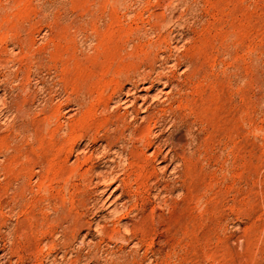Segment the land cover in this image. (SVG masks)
<instances>
[{"label": "rangeland", "instance_id": "rangeland-1", "mask_svg": "<svg viewBox=\"0 0 264 264\" xmlns=\"http://www.w3.org/2000/svg\"><path fill=\"white\" fill-rule=\"evenodd\" d=\"M5 136L0 264H264V0H0Z\"/></svg>", "mask_w": 264, "mask_h": 264}, {"label": "bare ground", "instance_id": "bare-ground-1", "mask_svg": "<svg viewBox=\"0 0 264 264\" xmlns=\"http://www.w3.org/2000/svg\"><path fill=\"white\" fill-rule=\"evenodd\" d=\"M116 13V12H115ZM166 22V21H165ZM60 26V25H59ZM62 27V26H61ZM60 27V28H61ZM48 29V28H47ZM67 38V37H66ZM99 39V38H98ZM55 46V45H54ZM51 48V47H50ZM51 54V53H50ZM72 54V53H71ZM67 55V54H66ZM51 56V55H50ZM66 58V57H65ZM68 59V58H67ZM71 59V58H70ZM98 59V58H97ZM72 61V60H71ZM74 61V60H73ZM84 63V62H83ZM54 64V63H53ZM62 64V63H61ZM66 66V65H65ZM71 67H73V66H71ZM89 67V66H88ZM89 69V68H88ZM62 70V69H61ZM70 72V71H69ZM97 72V71H96ZM67 73V72H66ZM30 75V74H29ZM198 75V74H197ZM57 77V76H56ZM57 82V81H56ZM82 82V81H81ZM155 82V81H154ZM86 83V82H85ZM200 83V82H199ZM204 86V85H203ZM204 88V87H203ZM28 89V88H27ZM65 89V88H64ZM91 89V88H90ZM71 90V89H70ZM29 92V91H28ZM187 92V91H186ZM90 93H91V91H90ZM105 95V94H104ZM192 96V95H191ZM93 97V96H92ZM53 99V98H52ZM207 99V98H206ZM98 102V101H97ZM186 102V101H185ZM211 102V101H210ZM87 103V102H86ZM15 104V103H14ZM26 104V103H25ZM102 104V103H101ZM16 106V105H15ZM55 106V105H54ZM85 106V105H84ZM88 108V107H87ZM186 109V108H185ZM57 110V109H56ZM181 110V109H180ZM207 110V109H206ZM205 110V111H206ZM194 111V110H193ZM202 111V110H201ZM211 111V110H210ZM107 112V111H106ZM77 113V112H76ZM207 114V113H206ZM199 115H201V114H199ZM59 116V115H58ZM199 117V116H198ZM47 118V117H46ZM184 118V117H183ZM58 120V119H57ZM47 121V120H46ZM28 122V121H27ZM35 123V122H34ZM134 123V122H133ZM215 123V122H214ZM49 124V123H48ZM122 124V123H121ZM38 125V124H37ZM124 125V124H123ZM213 125V124H212ZM14 127V126H13ZM35 128V127H34ZM217 129V128H216ZM38 130V129H37ZM44 130V129H43ZM142 130V129H141ZM89 131V130H88ZM38 132V131H37ZM57 132V131H56ZM97 132V131H96ZM118 134V133H117ZM213 134V133H212ZM23 135V134H22ZM88 135V134H87ZM91 135V134H90ZM142 135V134H141ZM16 136V135H15ZM111 136V135H110ZM62 137V136H61ZM151 137V136H150ZM175 137V136H174ZM142 138V137H141ZM144 138V137H143ZM159 138V137H158ZM213 138V137H212ZM20 139V138H19ZM121 139V138H120ZM10 139H9V137H0V148H1V150H2V152L4 153V157H5V161L6 162H4V163H6V169H5V173H6V171L8 172V170L10 169V149H11V147H10ZM38 141V140H37ZM72 141V140H71ZM131 141V140H130ZM154 141V140H153ZM194 141V140H193ZM144 142V141H143ZM60 143V142H59ZM120 143V142H119ZM125 144V143H124ZM201 145V144H200ZM37 147V146H36ZM66 147V146H65ZM147 148V147H146ZM163 149V148H162ZM15 152V151H14ZM34 152V151H33ZM88 152V151H87ZM26 153V152H25ZM14 154V153H13ZM37 154V153H36ZM122 154V153H121ZM38 156V155H37ZM30 157V156H29ZM97 158V157H96ZM119 158H121V157H119ZM184 159V158H183ZM202 159V158H201ZM122 160V159H121ZM20 161V160H19ZM120 161V160H119ZM126 163V162H125ZM185 164V163H184ZM5 165V164H4ZM29 165V164H28ZM130 165V164H129ZM93 166V165H92ZM196 167V166H195ZM9 168V169H8ZM185 169V168H184ZM91 170V169H90ZM95 170V169H94ZM111 170V169H110ZM149 170V169H148ZM4 171V170H3ZM32 172V171H31ZM119 172H120V170H119ZM4 173V174H5ZM20 173V172H19ZM24 173V172H23ZM25 175V174H24ZM116 175V174H115ZM75 176V175H74ZM25 177H26V175H25ZM83 178V177H82ZM129 178V177H128ZM195 178V177H194ZM1 179V178H0ZM48 180V179H47ZM96 181V180H95ZM195 181V180H194ZM20 182V181H19ZM85 182V181H84ZM70 183V182H69ZM88 184V183H87ZM193 186V185H192ZM188 188V187H187ZM194 188V187H193ZM183 190V189H182ZM49 191V190H48ZM9 193V192H8ZM49 193V192H48ZM128 193V192H127ZM45 199V198H44ZM44 199H43V201H44ZM1 200V199H0ZM4 200V199H3ZM25 200V199H24ZM23 200V201H24ZM27 200V199H26ZM42 200V199H41ZM4 201H6V200H4ZM13 201V200H12ZM8 202V201H7ZM42 202V201H41ZM4 203V202H3ZM8 204H10V201L8 202ZM25 204V203H24ZM2 205V202L0 201V206ZM37 205V204H36ZM61 205V204H60ZM170 205V204H169ZM3 206H6V205H4L3 204ZM8 207V206H7ZM169 207V206H168ZM0 209H1V207H0ZM18 209V208H17ZM142 209V208H141ZM117 210V209H116ZM146 210V209H145ZM141 211V210H140ZM58 212V211H57ZM4 213V212H3ZM155 213V212H154ZM58 214V213H57ZM43 215V214H42ZM51 216V215H50ZM179 216V215H178ZM1 217V216H0ZM2 217H5V216H2ZM2 217L0 218L1 220H2ZM39 218V217H38ZM157 218V217H156ZM5 219V218H4ZM176 220V219H175ZM201 220V219H200ZM59 221V220H58ZM7 222V221H6ZM24 222V221H23ZM157 222V221H156ZM160 225V224H159ZM47 226V225H46ZM181 226V225H180ZM27 228V227H26ZM54 228V227H53ZM127 228V227H126ZM201 228V227H200ZM199 228V229H200ZM39 229V228H38ZM108 231V230H107ZM199 231V230H198ZM39 232V231H38ZM100 233H101V231H100ZM117 233V232H116ZM56 234V233H55ZM25 235V234H24ZM59 235V234H58ZM196 235V234H195ZM3 236V235H2ZM172 236V235H171ZM41 237V236H40ZM142 238V237H141ZM59 239V238H58ZM117 238H115V240H116ZM119 239V238H118ZM143 239V238H142ZM23 241V240H22ZM193 241V240H192ZM15 243V242H14ZM17 243V242H16ZM24 243H25V239H24ZM38 243V242H37ZM189 243V242H188ZM23 244V243H22ZM45 244V243H44ZM6 245V244H5ZM13 245H15V244H13ZM16 245H18V244H16ZM24 246V245H23ZM92 246V245H91ZM13 247V246H12ZM25 247V246H24ZM43 247V246H42ZM200 247V246H199ZM18 248L20 249V246L18 245ZM27 248V247H26ZM92 248V247H91ZM22 249V248H21ZM25 249V248H24ZM22 251V250H21ZM50 251V250H49ZM4 252H5V250H4ZM12 252V251H11ZM17 252V251H16ZM14 253V252H13ZM18 254V252L15 254V255H17ZM24 254V253H23ZM29 254V253H28ZM41 254V253H40ZM10 255H11V253H10ZM18 256H19V254H18ZM17 257V256H16ZM19 259H20V256H19ZM19 259H18V261H19ZM22 262V261H21ZM18 263V262H17ZM53 264V263H52Z\"/></svg>", "mask_w": 264, "mask_h": 264}]
</instances>
